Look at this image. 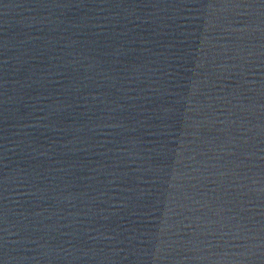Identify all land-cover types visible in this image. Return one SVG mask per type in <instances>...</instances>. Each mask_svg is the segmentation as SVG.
Segmentation results:
<instances>
[{
  "label": "water",
  "instance_id": "1",
  "mask_svg": "<svg viewBox=\"0 0 264 264\" xmlns=\"http://www.w3.org/2000/svg\"><path fill=\"white\" fill-rule=\"evenodd\" d=\"M0 264H264V0H0Z\"/></svg>",
  "mask_w": 264,
  "mask_h": 264
}]
</instances>
